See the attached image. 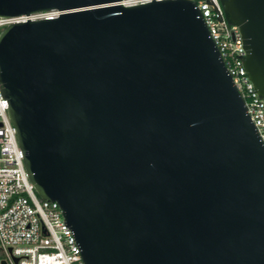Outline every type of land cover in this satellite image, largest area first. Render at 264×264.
Masks as SVG:
<instances>
[{"label":"water","instance_id":"1","mask_svg":"<svg viewBox=\"0 0 264 264\" xmlns=\"http://www.w3.org/2000/svg\"><path fill=\"white\" fill-rule=\"evenodd\" d=\"M264 99V0H220ZM0 89L85 264H264V145L193 0H0Z\"/></svg>","mask_w":264,"mask_h":264},{"label":"built area","instance_id":"2","mask_svg":"<svg viewBox=\"0 0 264 264\" xmlns=\"http://www.w3.org/2000/svg\"><path fill=\"white\" fill-rule=\"evenodd\" d=\"M151 1L126 0V5ZM193 1L264 145V99L249 78L240 27L229 21L220 0ZM56 17L57 13L52 12L0 18V30L28 19ZM8 109V100L0 89V264H85L82 250L59 204L42 200L29 179L24 152Z\"/></svg>","mask_w":264,"mask_h":264},{"label":"rangeland","instance_id":"3","mask_svg":"<svg viewBox=\"0 0 264 264\" xmlns=\"http://www.w3.org/2000/svg\"><path fill=\"white\" fill-rule=\"evenodd\" d=\"M2 30H0V33H1Z\"/></svg>","mask_w":264,"mask_h":264}]
</instances>
